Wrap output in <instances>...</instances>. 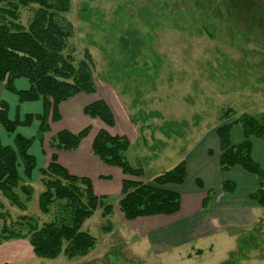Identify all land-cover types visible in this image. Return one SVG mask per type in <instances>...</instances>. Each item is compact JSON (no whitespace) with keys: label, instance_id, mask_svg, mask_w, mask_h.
Here are the masks:
<instances>
[{"label":"rangeland","instance_id":"374dc122","mask_svg":"<svg viewBox=\"0 0 264 264\" xmlns=\"http://www.w3.org/2000/svg\"><path fill=\"white\" fill-rule=\"evenodd\" d=\"M34 9L20 8L22 25L29 23ZM58 19L72 26L68 50L73 51L74 61L81 60L85 51L91 57L96 86L91 95L100 98L104 93L120 110L121 114L115 113L117 127H123V116L136 121L128 129L131 147L126 156L143 168L141 181L149 183L190 153L194 155L214 127L233 121L220 122L226 109L236 115L264 114V0H69V11L58 14ZM172 123L173 133L167 135L164 129ZM8 137L12 146L13 137ZM47 146L45 157L31 146L36 169L29 180L19 164L21 178L33 189L26 211L11 206L0 194V215L4 216L0 228L24 232L25 222L19 223L22 215L33 218L39 227L61 215L56 205L47 215L38 209V195L43 191L38 170L56 155ZM183 190L188 191L187 184ZM114 194L100 195L111 197L109 216H102L98 208L83 223L82 229L96 239L87 256L67 258L61 253L55 259L38 258L27 238H10L0 245V264H219L237 250V241L247 232L257 235L258 245L245 252L240 264H264L263 208L258 207L260 217L250 226L216 227L218 236L199 234L202 239L194 243L189 239L167 254H156L152 242L149 248L156 258L140 240L148 241V237H140L130 229L132 222L124 219L117 204L120 192ZM197 248L203 250L201 256L195 254Z\"/></svg>","mask_w":264,"mask_h":264},{"label":"trees","instance_id":"16d2710c","mask_svg":"<svg viewBox=\"0 0 264 264\" xmlns=\"http://www.w3.org/2000/svg\"><path fill=\"white\" fill-rule=\"evenodd\" d=\"M30 6L35 7L34 13L29 23L24 26L19 21V10ZM68 11L69 0H0V83L8 92L15 94L20 103L47 101L46 110L41 115L27 114L20 121L10 120L8 105L0 102V127L13 137L12 146L0 143V194L11 206L23 212L26 211V203L32 198L33 189L21 178L19 164L23 177L29 180L36 169V158L31 154L30 148L35 138L41 141L43 135L49 131V112L51 121L57 122L60 119L58 107L61 103L80 93H96L89 53L85 51L83 58L76 63L73 51L68 50L72 26L58 19V14ZM83 19L88 20L84 16ZM17 79L27 80L29 88L16 90L14 82ZM83 112L91 118H98L107 127L114 126V115L103 99L88 104ZM229 118H233V121L225 122ZM219 120L225 122L216 129L220 147V170L228 172L237 166L253 175L257 186L248 197L256 207L264 209V172L253 158L250 142L251 138H256L264 143V114L236 115L234 110L228 108ZM33 121L38 122L34 138H26L17 133V128L30 127ZM130 121L136 123L134 119ZM169 125L167 131L164 129L167 135L173 133L172 127L175 126L174 123ZM233 126L240 127L244 138L237 145L230 143V130ZM89 131V127L76 134L65 129L60 130L49 139L48 146L55 150L75 151ZM130 144L125 136L111 135L104 129L96 133L91 143L93 156L108 166L120 169L124 176L129 177L122 180L117 200L124 219L133 221L143 217L177 213L180 196L169 187L184 184L185 160L156 175L149 183L144 182L139 180L144 179L143 168L134 166L126 156ZM38 173L43 185V191L38 195L40 213L47 215L51 207L56 205L61 209V215H55L41 227L30 216L22 215L19 223L22 225L24 221L27 228L24 232L11 231L5 226L0 228V245L10 238H27L33 254L38 258L55 259L61 253L67 258L87 256L94 249L96 239L82 229L83 223L98 208H101L102 216H109L113 209L109 203L111 197L95 195L90 179L70 174L58 163L55 154H52L50 163L39 169ZM195 182L198 187H202L198 179ZM235 186L232 181H224L222 190L231 194ZM211 198L212 193L208 192L203 200V207L207 206ZM3 217L0 215V218ZM105 230L108 233L112 231L109 221ZM237 232L242 234L243 230ZM257 245V235L247 232L237 241V250L219 264H240L245 258V252ZM195 254L201 256L203 250L197 248ZM190 257L188 254L187 258Z\"/></svg>","mask_w":264,"mask_h":264},{"label":"crops","instance_id":"0c3cea01","mask_svg":"<svg viewBox=\"0 0 264 264\" xmlns=\"http://www.w3.org/2000/svg\"><path fill=\"white\" fill-rule=\"evenodd\" d=\"M14 86L16 90H27L29 88V84L25 79L15 80ZM102 95L100 98H95L94 95L80 93L68 101L61 103L58 107L59 121L52 122L50 119L51 113L49 112V131L43 135L41 141L34 140L32 144L35 147L34 151L39 156L41 154L45 157L46 151L44 147L47 146L48 137L51 133L56 134L58 131L65 129L76 134L85 127H89L90 131L87 137L81 141L75 151L54 150L48 148V146L47 150L54 151L59 163L72 175L89 178L94 194L97 196L119 193L124 175L120 169L108 166L93 156L91 153V143L96 133L101 129L108 131L111 135L125 136L129 139L127 133L131 126L130 124H132L128 118L123 116L124 119H120L123 127H117L118 119L115 113L121 114V112L115 108L111 99L107 98L104 93ZM97 99H103L112 111L115 120L112 128L104 125L98 118H91L84 114V107ZM1 101L8 105V117L10 120L16 119L20 121L27 114L41 115L47 107V101L43 102L39 100L20 103L18 97L8 92L0 83ZM35 122L33 121L32 126L29 127V133L25 132V129L28 127L17 128V133L26 138L34 137L38 127ZM216 129L214 127L212 130L209 140L204 141L206 139H202L203 143L194 155L190 153V157L185 158L186 179L184 184L169 187L180 196L179 211L169 216L156 215L138 218L131 221V225L128 224L130 229L137 232L140 237H148V241L144 238L140 240L144 242L147 250L150 252H153L150 249L152 242H154L152 245H154L153 250L156 251V254L158 252L159 254H167L166 252L183 246L185 241L192 240L190 243H194L202 239H199V234L200 236H207V238L218 236L219 234H216V227H224L233 223L245 227L259 219L261 210L248 197L256 189V178L237 166L228 172L220 170V147ZM243 139L240 127L233 126L230 130V143L237 145ZM0 143L2 145H11L8 134L1 127ZM251 144L253 158L264 172V144L256 139L252 140ZM48 163L49 160L47 162L44 161L42 167H46ZM110 174L115 175L118 180L114 181ZM197 179L202 184V187L196 185L195 181ZM224 181L234 182L237 186L236 190L231 194L222 192V183ZM185 184L188 185L187 192L183 190ZM208 192L212 193V198L207 206L203 207V200ZM125 224H127L126 221ZM150 238L153 241H149ZM209 247L211 246L208 245ZM153 253L148 254L156 257L155 253Z\"/></svg>","mask_w":264,"mask_h":264}]
</instances>
